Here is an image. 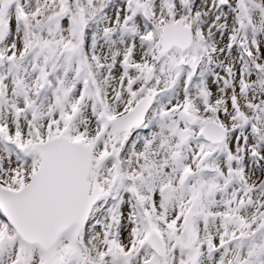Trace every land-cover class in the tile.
<instances>
[{"label": "snow or ice", "instance_id": "1", "mask_svg": "<svg viewBox=\"0 0 264 264\" xmlns=\"http://www.w3.org/2000/svg\"><path fill=\"white\" fill-rule=\"evenodd\" d=\"M0 264H264V0H0Z\"/></svg>", "mask_w": 264, "mask_h": 264}]
</instances>
